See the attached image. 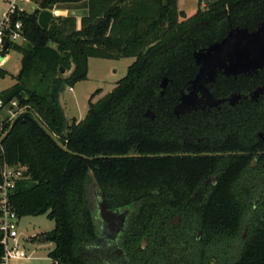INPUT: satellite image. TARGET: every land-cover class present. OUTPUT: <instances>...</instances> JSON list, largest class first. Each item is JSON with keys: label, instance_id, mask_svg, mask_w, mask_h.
Wrapping results in <instances>:
<instances>
[{"label": "trees", "instance_id": "16d2710c", "mask_svg": "<svg viewBox=\"0 0 264 264\" xmlns=\"http://www.w3.org/2000/svg\"><path fill=\"white\" fill-rule=\"evenodd\" d=\"M205 1L182 20L178 0H42L41 12L20 17L26 41L13 47L20 70L0 97L16 98L26 112L0 146V183L3 163L28 172L8 199L17 217L47 213L54 221L32 238L54 243L51 264H96L84 253L97 235L91 185L108 209L139 203L123 237L134 264H210L212 255L219 264H264V95L173 111L197 73L193 53L231 28L255 29L264 0ZM56 5L81 7L80 28L70 14L51 17L46 9ZM90 57L134 60L109 92L96 101L99 89L91 94L82 119L68 124L59 95L87 78ZM60 67L71 72L65 76ZM262 84L264 68L222 76L211 92L226 97ZM30 112L70 150L116 157L63 151Z\"/></svg>", "mask_w": 264, "mask_h": 264}, {"label": "rangeland", "instance_id": "374dc122", "mask_svg": "<svg viewBox=\"0 0 264 264\" xmlns=\"http://www.w3.org/2000/svg\"><path fill=\"white\" fill-rule=\"evenodd\" d=\"M40 1L42 0H28L27 2H25L24 6L26 8V11L28 13H32L36 9H38L41 12L42 9L40 7ZM8 2L9 0H0V14L4 11ZM188 4L183 5L182 8L184 14L179 17V20L190 17L195 13L196 9L194 0H190V6ZM191 4L194 5L192 6ZM201 4L202 6H204L206 4V1L202 0ZM63 8L65 7L62 5H56L51 9H46V11L51 14V17L55 16L56 10L71 12L70 15H72L73 17L74 26L75 28L79 29L81 26L80 18L84 13V10L81 7H76L74 5L70 7L68 6L67 9ZM132 61L133 58L89 59V70L87 73V78L83 81L77 82L74 85V92L68 91V88H65V90L61 92V101L65 107L66 115L69 113V111L72 112V110L74 111V113L76 112L74 114L75 116L78 115V111L84 114L88 107L87 102L90 94L100 88V93L94 97L95 100L109 92L116 85V82L125 75L127 67L132 63ZM20 66L21 53L14 48L9 49L7 59L4 60L0 66V68L6 72L3 77L0 76V92L8 90L15 84V82L17 81L16 76L19 73ZM221 75L222 74H218L216 79ZM201 97L202 95L200 94V92H198L197 98L200 99ZM91 187L89 188L91 191L90 202L94 206L93 208L96 210L97 215L100 191L96 187H94V185L93 190L91 189ZM96 224L97 226L99 225L98 221L96 222ZM53 227L54 221L47 216V213L18 217L16 223L18 239L23 244L27 257L9 258L8 264H51L52 259L49 257L48 253L54 248V243L34 241L32 238L42 232L52 230ZM242 236L244 239L246 238L247 230L242 231ZM87 251L88 249L85 248L84 252ZM214 257L216 260L211 259L210 262L212 264H219V259L216 256Z\"/></svg>", "mask_w": 264, "mask_h": 264}, {"label": "water", "instance_id": "95a60500", "mask_svg": "<svg viewBox=\"0 0 264 264\" xmlns=\"http://www.w3.org/2000/svg\"><path fill=\"white\" fill-rule=\"evenodd\" d=\"M70 13L69 11L65 12L62 10L55 11V15ZM6 49L7 46H5L4 50ZM193 58L198 65V70L194 78L189 82L187 93H181L178 103L173 110L175 114L203 109L206 105L218 104L224 101L225 99H215L208 90L209 87H207V84L216 80L218 74L236 76L237 74H251L252 72L264 68V20L253 30H248L246 27L231 28L221 40L211 43L207 48L195 51L193 53ZM60 72L64 73L63 67H60ZM70 72L71 69L64 73V75L66 76ZM166 81V79L163 80L162 86H164ZM61 91L63 92L64 88H62ZM198 92L202 95L200 99L197 98ZM59 102L66 115L65 107L61 101V93L59 95ZM25 112L26 111L23 110L10 121L8 128L0 137V145L10 133L20 115ZM30 113L33 115L40 128L63 151L89 160L98 157H116L114 155L91 157L70 150L35 116V114L32 112ZM67 123L69 124L70 120H68ZM23 176L27 177L28 172L24 171ZM124 215V213H120L118 210H109L106 207L100 191L96 216L100 219L102 228L120 227L121 224H123Z\"/></svg>", "mask_w": 264, "mask_h": 264}, {"label": "built area", "instance_id": "2783aa9c", "mask_svg": "<svg viewBox=\"0 0 264 264\" xmlns=\"http://www.w3.org/2000/svg\"><path fill=\"white\" fill-rule=\"evenodd\" d=\"M28 0H9L6 8L0 14V66L8 57V50L26 41L23 32L21 16L25 13L24 3ZM23 3V4H22ZM5 46L7 49L4 50ZM3 54V56H2ZM72 87H68L71 91ZM24 110L16 98L4 99L0 97V137L4 134L10 121ZM1 146V145H0ZM23 166H9L3 163L0 183V232L3 254L0 264H8L9 258L27 257L23 244L18 239L16 229L17 215L9 203V193L15 180L24 177Z\"/></svg>", "mask_w": 264, "mask_h": 264}, {"label": "flooded vegetation", "instance_id": "af4514ba", "mask_svg": "<svg viewBox=\"0 0 264 264\" xmlns=\"http://www.w3.org/2000/svg\"><path fill=\"white\" fill-rule=\"evenodd\" d=\"M194 2H195V9H196L198 0H194ZM199 50H201V49H199ZM196 51H198V50H196ZM257 71H255V72H257ZM222 76H225V75L222 74L220 77H222ZM220 77H218V78H220ZM226 77H230V76H226ZM217 79L214 82L207 84L210 92H211L212 85L217 81ZM167 82L168 81L165 82L164 86H162L163 81L161 82L160 86L162 89L166 86ZM182 92L187 93V88L181 89L179 91L178 99H179ZM212 95H213V93H212ZM263 95H264V84L253 87L247 93L236 92V93H231L230 95H228L226 97H216L213 95V97L215 99H225V100L221 101L218 104L206 105L203 109H199V110H210L212 108H219L220 105L224 102H226L230 105H234V104L238 103L240 100L248 99L250 101H257L259 99V97H261ZM177 103H178V100H177ZM180 114H183V113H180ZM249 165L251 167L256 166V157H252ZM212 180L214 181L215 177H212ZM138 205H139V203H132L130 207L109 209L112 211L118 210V212L125 214L124 219H123V224H121L120 227H117V228L106 227L103 229L100 219H97L99 225L97 226L96 238L93 241H90L88 243V245L85 246V248L88 249L87 252H84L85 258L87 260H91L92 263L96 262V264H134L132 261V254H131L130 250L127 249V247L125 246L123 237L126 233L127 220L129 219L131 214H134L136 212ZM262 215H264V208L262 209ZM171 222L175 225H179L180 224V218L178 216H173L171 219ZM246 230H247V227L245 226L244 231H246ZM198 236H199V234H197V237ZM242 238H243V236H242ZM141 246L144 248L146 246V243L142 242ZM211 259L216 260L214 255L211 256ZM170 263L176 264L173 261H171ZM210 264H212V263L210 262Z\"/></svg>", "mask_w": 264, "mask_h": 264}, {"label": "crops", "instance_id": "0c3cea01", "mask_svg": "<svg viewBox=\"0 0 264 264\" xmlns=\"http://www.w3.org/2000/svg\"><path fill=\"white\" fill-rule=\"evenodd\" d=\"M179 2H180V4H179ZM190 4V0H178V5H180V10H183V5H187V4ZM188 4V5H189ZM192 5V4H191ZM190 6V5H189ZM193 6V5H192ZM91 58H97V57H90L89 59H91ZM126 58H131V57H126ZM89 59H88V64H89ZM133 60H134V58H133ZM88 68H89V66H88ZM89 70V69H88ZM88 70H87V73H88ZM76 84V83H75ZM74 84V85H75ZM74 85L72 86V90L70 91V92H74V90H75V87H74ZM98 89H100V88H98ZM93 93V92H92ZM91 93V94H92ZM100 93V91L96 94V95H98ZM91 94H90V96H89V98L91 97ZM96 95H94L93 96V98L91 99L92 101H96L97 99H95L94 100V97L96 96ZM103 96V95H102ZM101 97V96H100ZM99 97V98H100ZM89 98H88V101H89ZM87 104H88V102H87ZM71 109V108H70ZM87 109H88V107H87ZM86 112H87V110L85 111V113L83 114V113H80L79 111H78V117L77 116H75L74 114L76 113H74V111L72 110V112L71 111H69V113L66 115V117L68 118V119H70V120H76V121H79L80 119H82L84 116H85V114H86Z\"/></svg>", "mask_w": 264, "mask_h": 264}]
</instances>
